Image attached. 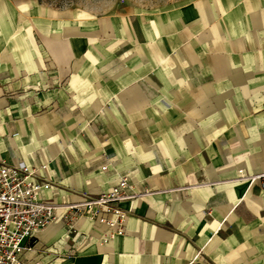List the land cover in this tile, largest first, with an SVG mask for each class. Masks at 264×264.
<instances>
[{
    "label": "crops",
    "instance_id": "obj_1",
    "mask_svg": "<svg viewBox=\"0 0 264 264\" xmlns=\"http://www.w3.org/2000/svg\"><path fill=\"white\" fill-rule=\"evenodd\" d=\"M108 10L0 0V161L46 164L53 203L151 191L123 235L59 216L23 264H264V177L239 179L264 173V0Z\"/></svg>",
    "mask_w": 264,
    "mask_h": 264
},
{
    "label": "built area",
    "instance_id": "obj_2",
    "mask_svg": "<svg viewBox=\"0 0 264 264\" xmlns=\"http://www.w3.org/2000/svg\"><path fill=\"white\" fill-rule=\"evenodd\" d=\"M260 177H264V173L241 175L239 179L253 181ZM52 183L46 164L32 167L25 161L13 165L0 161V264H23V251L31 247L36 233L59 216L71 233L75 231L77 220L87 218L107 227L104 241L123 235L129 211L120 203L151 193L148 189H137L126 177H121L96 196H85L74 203H53L42 194Z\"/></svg>",
    "mask_w": 264,
    "mask_h": 264
},
{
    "label": "rangeland",
    "instance_id": "obj_3",
    "mask_svg": "<svg viewBox=\"0 0 264 264\" xmlns=\"http://www.w3.org/2000/svg\"><path fill=\"white\" fill-rule=\"evenodd\" d=\"M51 4L54 7L74 6L87 8L90 12L107 13L113 4H122L124 7H133L140 15L142 13L155 17L159 13L168 10L174 5H179L188 0H39ZM100 16V15H98Z\"/></svg>",
    "mask_w": 264,
    "mask_h": 264
}]
</instances>
